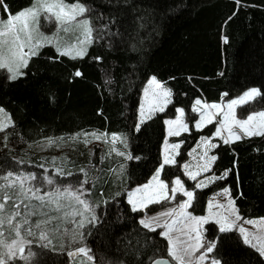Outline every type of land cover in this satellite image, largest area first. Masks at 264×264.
Returning <instances> with one entry per match:
<instances>
[{"label": "trees", "instance_id": "16d2710c", "mask_svg": "<svg viewBox=\"0 0 264 264\" xmlns=\"http://www.w3.org/2000/svg\"><path fill=\"white\" fill-rule=\"evenodd\" d=\"M33 1L6 3L15 14ZM80 2L90 9L86 16L94 30L83 58L71 59L44 45L23 68L26 74L21 78L9 81L0 73V107L13 121L0 149V177L25 169L39 174L40 162L22 150L25 146L91 132L126 136V152L141 159L123 161L120 179L114 173L118 168L115 161L98 164L97 156H87L81 144L71 142L63 170L72 175L58 181L78 179L83 168L87 182L93 184L98 221L85 231V248L93 264H151L155 259H168L167 241L159 230L149 232L140 225L141 213L131 210L126 191L154 174L161 162L163 118L174 116L179 107L190 117V131L176 139L184 142L181 154L175 166L165 167L162 178L169 182L180 177L186 189L195 192L189 208L194 215L204 213L213 192L227 187L242 219L264 218V136L243 137L231 144L218 142L212 151L218 159L210 175L231 171L206 188H195V182L182 171L189 151L210 132L209 127L202 131L193 128L197 115L191 107L197 98L218 102L227 92L223 98L230 100L256 87L261 96L243 109L264 111V0H240L239 4L236 0ZM0 16L7 18L8 13L0 12ZM77 70L82 73L79 77L74 75ZM153 75L172 90V103L136 132L140 92ZM204 238L216 241L209 256L220 264H264V258L235 229L220 233L215 223H208ZM32 248L41 253L37 264H72V257L63 252L35 244Z\"/></svg>", "mask_w": 264, "mask_h": 264}, {"label": "snow or ice", "instance_id": "6c2138e0", "mask_svg": "<svg viewBox=\"0 0 264 264\" xmlns=\"http://www.w3.org/2000/svg\"><path fill=\"white\" fill-rule=\"evenodd\" d=\"M239 4L240 0H236ZM80 0H75L74 3H66L65 0H35L34 4L26 9L20 10L18 13H11L6 0H0V12L8 13L6 20H0V69H6L9 73L8 80L16 81L26 73L22 71L27 68L29 60L39 54V49L44 46L45 42L51 43V38L44 36L39 32L40 17L43 14L45 20L55 19L58 29L63 27L64 32H68V25L75 24L77 27L83 26V39L77 37V42L68 46L66 50H62L59 46L57 51L62 56H70L71 59L83 58L87 53V48L84 45H90L93 42V27L89 18L78 19L84 17L85 13L89 12ZM235 15V13H233ZM231 17H229V20ZM224 43H228V38L224 37ZM77 44L80 47H77ZM75 51V55L72 52ZM97 60L100 57H96ZM79 77L82 73L77 70L74 73ZM223 75V72L219 73ZM172 90L165 87V82L157 79L155 75L149 78L146 87L143 89V97L138 107V119L135 125V131L140 132L142 126L157 113H163L167 106L172 103ZM228 93H222L220 103H207L197 98L192 105V112L198 114L199 119L194 123L197 131L202 130L208 124L216 122V130L211 137H201L197 147L194 148L189 155L196 153L193 159L196 161V171H193V165L184 163L182 168L184 174L189 179L196 181L197 177L202 173L211 171V166L218 159L216 155H210L212 149L218 145L213 143L214 138H219L224 144H231L240 140L241 135L235 130L239 129L245 137L264 136V111L254 112L247 116L246 119H238L236 108L254 100L261 96V89L253 87L246 90L241 96L236 99H231L223 102V97ZM176 116L174 119H165L166 137L164 147L161 153V162L156 168L151 179L143 185L128 192V203L131 205L133 212L143 211L149 204L161 203L165 200H174L178 193L182 194L187 199L181 201L176 208L167 209L155 216L142 218L139 223L149 232H155L158 228L163 229L159 233L168 242L167 256L174 261L175 264H203L207 259L208 254L212 253L216 248V241H210L207 244L203 243L201 229L208 224L210 220H214L219 226L220 233H228L233 230L234 221L230 219L234 216L236 220L241 219L239 210L235 207V200L231 198L230 189L225 187L222 192L216 195H224L229 197L227 205L219 202L209 201L208 215L195 216L188 212L187 209L193 206L195 201V192L188 190L184 186V182L180 177L174 178L169 184L161 178L166 166H175L177 164L176 157L179 156L183 141L177 143H169V137H179L182 133L189 132V125L185 121V110L177 107L175 109ZM0 132L13 125L10 116H6L5 110L0 108ZM84 143H89L87 137L91 135L97 140L103 139L108 142V134L100 133H84ZM7 139V137H5ZM76 139V137H72ZM120 142L125 148L128 146L126 136L119 134H111V143L115 145ZM55 141L49 140V144ZM199 149V151H198ZM116 155L124 157L126 160L136 159L141 157H133L130 152L117 150L114 146L111 148ZM43 167V165H41ZM125 165L120 166V173H123ZM47 172V169H45ZM84 173V169H80ZM231 169H226L219 176H208L204 180H200L196 184V188L207 187L209 183H214L216 180H223L228 175ZM57 176H64V170L57 168ZM68 176L72 173L68 172ZM87 175V173H85ZM4 182L0 183V264H12L15 261H23L24 264H37V258L41 253L33 250V241L26 239V236H36V230L39 231V248H48L52 244L49 236V228L53 219L58 217H50L48 214L42 213L46 218L32 221L33 216L41 215L37 211V206L32 204L33 200L39 201L40 208L54 206V210L64 211V219L71 217H81L78 222V228H83L85 223H96L98 217L95 214V209L86 199L82 197L86 194L83 189V184L87 181H82L79 189H73L72 186L61 189L57 187L55 191L44 192L41 194L40 187H34L30 181L36 180V174H14L9 171L6 175L0 177ZM43 179L48 185H53L55 181L49 175H45ZM116 195H119L117 193ZM67 201V203H62ZM77 206H82V211ZM225 209L227 214L212 209ZM89 213V216H85ZM246 223H253L246 221ZM182 225V227H178ZM241 234L244 236L245 244L256 248L261 256H264V240L259 244L252 243L244 228H240ZM179 233V234H176ZM193 233L195 235H193ZM82 235V234H81ZM258 239V238H254ZM46 243H43L45 242ZM202 250V251H201ZM88 249L84 247L77 248L74 252H68L69 257L77 254L88 255ZM199 253V255H196ZM91 260L92 257L88 256ZM153 264H169L167 259H155ZM211 264H220L219 260L213 259Z\"/></svg>", "mask_w": 264, "mask_h": 264}, {"label": "rangeland", "instance_id": "374dc122", "mask_svg": "<svg viewBox=\"0 0 264 264\" xmlns=\"http://www.w3.org/2000/svg\"><path fill=\"white\" fill-rule=\"evenodd\" d=\"M66 3H69V2H66ZM69 4H71V3H69ZM31 5H33V4H31ZM84 18H89L91 20L90 17L86 16V13H85L84 17H78V19H81V20L84 19ZM6 19L7 18H2L0 16V20H6ZM91 23H92V21H91ZM67 27H68V32H64L63 31V27H60L58 29L57 23H56L54 18H52L50 20H45L43 18V14H42L41 17H40L39 32L42 33L44 36H47V37L51 38V40H52L51 43L45 42L44 45L53 46L54 49L56 50V52L59 54V52L57 51V47L58 46L62 50H66L68 48V46H70L71 44L77 42V37H79L80 39H83V35H82L83 26L82 25L77 27L75 24H71V25H68ZM92 27H93V25H92ZM77 47H80V45L77 44ZM84 47H86L88 49L89 45H84ZM72 54L75 55V51H73ZM66 57L70 58V56H66ZM22 71H23V69H22ZM0 73L6 74L7 76H9V73L7 72L6 69H0ZM149 78H148V80H149ZM148 80H146V82L142 86V89H141V92H140V97H139V105H140L141 99L143 97V89L146 87ZM165 87H167V86H165ZM242 94L238 95L237 97H235L233 99L238 98ZM254 100H252L250 102H253ZM227 101H229V100H225L223 98V102H227ZM203 102H206V101H203ZM220 102H221V99L218 102H211V103H220ZM250 102H248V103H250ZM207 103L211 104L210 102H207ZM193 104H194V102H193ZM246 104L247 103L243 104L242 106H238L236 108V115H237L238 119H246L249 114L254 113V112H249V111L243 109ZM166 109H165V111H166ZM191 109H192V107H191ZM255 112H259V111H255ZM5 114H6V116H9V114L6 111H5ZM195 114L197 115L196 120L199 119L198 114L197 113H195ZM175 116H176V112H175L174 116H165L163 118V124H164V120L165 119H174ZM0 118H3V117H0ZM196 120L193 121V128L194 129H195L194 123H195ZM185 121L188 123V125H190V117L186 114V112H185ZM216 126H217V124H216L215 121L212 124H208L202 130H204V129L209 127L210 128V132L208 133V135L205 134V135H202L201 137H211L212 134L216 130ZM8 128H6L4 131L0 132V149H3L4 141H5L4 140L5 139L4 138L5 137V132L7 131ZM202 130H200V131H202ZM235 130L241 135L242 138L245 137L243 135V133L240 132L239 129H235ZM164 132H165V135H164V139H163V142H162L161 153L163 151L164 140H165V137H166V134H167L166 133V125L165 124H164ZM91 133H93V132H91ZM188 133L189 132H185V133H182V135L183 134H188ZM97 134H100V133H97ZM119 135H121V134H119ZM74 137H76V139H72V138H70L68 140H53L52 139L53 141H55V143H53L51 145L49 144V140H46V141H43V142H41V143H39V144H37L35 146H25V147H23L22 150L25 153H30L31 155H34V156L37 157L38 161L40 162V165H39V167H40L39 170L40 171H39V174H36L35 172H28L27 169H25V170L19 171V172L14 173V174H17V175H19V174H28V173L36 174L37 179L33 180V181H30V184L33 185L34 187H40L41 188V194H43L44 192L55 191V189L57 187H60L61 189H63L65 187L72 186L73 189H79L80 185H81V182L85 181V180L87 181L88 174L85 175V173H87V172L84 171V173H82L81 176L78 179L75 178L73 180L64 181L63 183H60L58 180H60L61 177L68 178V175L66 173H65L64 176H57L55 174L57 168H62V169L64 168V165L67 163V156L71 152L70 151V143L71 142H75L77 144H81L86 149L87 156H92V155L97 156L98 164L109 163L111 161H115L117 166H118V168L116 170H114V173H115L117 178L120 179L122 177V173H120L119 170H120V166L123 165V161H125L126 159H124V157H122V156L116 155L115 152L111 151V148L114 146L117 150L126 152V148L124 147V145L122 143L117 142L115 145H113L111 143V134L110 135L108 134V137H107L108 138V142L107 143H105L103 141V139L97 140L94 137H92L91 135H89L87 137V139L89 141V143L87 145H85V143H84L85 137H84L83 134H80V135H77V136H74ZM177 138L178 137H175V136L169 137L168 138V142L169 143H177V141H176ZM200 138L198 139V141L195 144V146L189 152H191L194 148L197 147V144L199 143ZM212 142L215 143V144H217L218 142L223 143V141L220 140L219 138H214L212 140ZM198 151H199V149H198ZM212 151H213V149L211 150L210 155H213ZM194 156H196V153H193L192 156H190L189 153H188V157H187V160L185 161V163L187 162V163L192 164L193 165L192 170L196 171L197 170L196 167H195L196 161L193 159ZM177 157H176V159H177ZM15 160L21 161L20 157H16ZM41 165H43V167H41ZM45 169H47V172L45 171ZM182 171L184 173V169L183 168H182ZM45 175L51 176L53 178V180L55 181V183L53 185H48L47 182L43 179V177ZM208 176H212V175H210V172L202 173L200 176L197 177L196 181H193V180L189 179L188 176L185 175V177L189 181L195 182L194 183L195 184V188H196V184H197L198 181L204 180L205 177H208ZM151 177H150V179H151ZM161 178H162V176H161ZM93 180H94V178L92 179V181ZM171 181H169V182L166 181V182H168L170 184ZM3 182L4 181L2 179H0V183H3ZM37 182H38V186L35 185ZM147 182H145L144 184H146ZM210 184H212V183H209L208 186H210ZM141 185H143V184H141ZM92 186H93V184H91V181L83 184V189L86 190V194L82 198L86 199L87 201H89V203L95 209V206H94V204L92 202V199H93L92 198L93 190H91ZM138 186H140V185H138ZM138 186L130 188V189H128L126 191V202L127 203H128V192L133 190V189H135V188H137ZM204 188H206V187H204ZM197 189H203V188H197ZM220 192H222V189L213 192L209 196V198L207 200L204 213L201 214V215H195V216L208 215V204H209V201L213 200V197H215V201L214 202H219L220 204L227 205V199L229 197H226L224 195H216L217 193H220ZM185 199H187V198L184 197L182 194L178 193L174 200H170V201L169 200H165V201H162L161 203L149 204L143 211H137V212L141 213V217H140L139 221L142 218H145V217L155 216V215H157V214H159L161 212L166 211L167 209L176 208L178 206V204L181 201L185 200ZM62 203H67V201H62ZM32 204L36 205L37 206V211L41 213V215L33 216L31 218L33 222H35L38 219H45L46 217L42 214V213H45V212L50 217H58V219H53L52 223L47 226L49 228V236H50V238L52 240V244L48 248L56 250V251H59V252H63L66 255H68L67 254L68 252H74L77 248H80V247H84L85 248V231L87 230V228L90 225H92V223H87L86 222L85 226L83 228H78V222L81 219V217H79V216H77V217L69 216L67 219L63 218L64 217V211H68V209H65V210H63L61 212H57V211L54 210V206H52V205L44 207V208H40L39 207L40 202L36 201V200H33ZM129 206L131 207L130 204H129ZM77 207L80 208L81 211L83 210L82 206H77ZM212 210L214 212L215 211H219L221 213L227 214L225 212V209L213 208ZM187 211L190 212L189 209H187ZM89 215H90L89 213H85V216H89ZM192 215H194V214L192 213ZM230 219L234 221L233 229H235L236 231H238L240 233V235H241L243 240H244V236L241 234L240 228H244L245 229V231L248 234L249 239L251 240L252 243L259 244L260 241L264 240V218H258V219H242L241 218L239 220H236L234 216H231ZM246 221H252L253 223H246ZM209 223H215V221L214 220H210ZM178 227H182V225H178ZM204 227H205V225L203 226V229H201L202 236H203L202 242L207 244L208 242L204 238ZM157 230H159L160 232L163 231V229H161V228H158ZM176 234H179V233H176ZM193 235H195V234L193 233ZM38 237H39V231L36 230V236H26V239L31 240V241H33V244L38 245V244L42 243L41 241H39ZM254 238H258V239H254ZM43 243H46V241L43 242ZM167 244H168V242H167ZM254 249H256V248H254ZM209 254H208L207 259H205L203 261V264H211L213 259L209 256ZM196 255H199V253H196ZM88 256H90V255L88 254L86 256L84 254H77V255L72 257V264H93V259L89 260ZM262 257L264 258V256H262ZM168 259L171 261L170 257H168ZM171 262L173 264H175L174 261H171ZM193 264H195V259H193Z\"/></svg>", "mask_w": 264, "mask_h": 264}, {"label": "water", "instance_id": "95a60500", "mask_svg": "<svg viewBox=\"0 0 264 264\" xmlns=\"http://www.w3.org/2000/svg\"><path fill=\"white\" fill-rule=\"evenodd\" d=\"M162 259H167V258H162ZM167 260L169 261V264H173L169 259ZM151 264H153V262Z\"/></svg>", "mask_w": 264, "mask_h": 264}, {"label": "crops", "instance_id": "0c3cea01", "mask_svg": "<svg viewBox=\"0 0 264 264\" xmlns=\"http://www.w3.org/2000/svg\"><path fill=\"white\" fill-rule=\"evenodd\" d=\"M34 2H35V0L33 1V3H32V4H34Z\"/></svg>", "mask_w": 264, "mask_h": 264}]
</instances>
